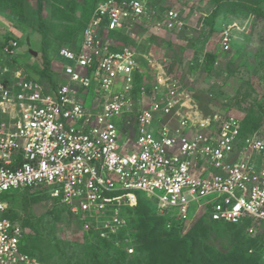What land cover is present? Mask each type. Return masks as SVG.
Listing matches in <instances>:
<instances>
[{
    "label": "built area",
    "instance_id": "2783aa9c",
    "mask_svg": "<svg viewBox=\"0 0 264 264\" xmlns=\"http://www.w3.org/2000/svg\"><path fill=\"white\" fill-rule=\"evenodd\" d=\"M149 25L186 23L147 0L100 2L76 47L58 51L62 82L17 69L16 40L0 47V264H48L24 252L23 226L5 216L4 196L24 190H43L105 240L127 225L138 192L183 220L264 226V135L244 134L238 115L206 113L166 59L138 53L130 34Z\"/></svg>",
    "mask_w": 264,
    "mask_h": 264
},
{
    "label": "rangeland",
    "instance_id": "374dc122",
    "mask_svg": "<svg viewBox=\"0 0 264 264\" xmlns=\"http://www.w3.org/2000/svg\"><path fill=\"white\" fill-rule=\"evenodd\" d=\"M42 1L44 36L36 1L0 0V47L8 37L16 40L15 67L41 82L44 78L39 69L44 67L46 52L54 80L62 82L67 63L58 56V50L76 47L85 21L102 0ZM147 1L161 13L179 11L186 25L175 32L151 25L136 28L130 34V44L142 55L152 52L166 59L169 75L190 86L194 101L206 113H232L249 122L262 120L259 129L264 135V10L256 16L227 5L225 0ZM226 30L231 34L228 53L221 46ZM209 54L215 56L213 67L209 66ZM140 63L146 71L145 59L140 58ZM152 83L153 76L148 74L144 86ZM244 125L247 134L253 132L248 122ZM137 196L156 224L150 237L172 240L147 239L138 211H128L127 225L110 240L102 239L87 232L68 208L41 189L20 191L17 200L8 199L7 203L15 221L32 225L25 228L38 246L35 253L49 264H184L185 244L175 239L188 235L196 241L195 264H264V226L217 225L204 215L183 220L160 213L145 194L138 192ZM99 239L118 248L122 260L116 262L120 255L115 253L108 258L93 254L90 250ZM131 248L133 254L128 252Z\"/></svg>",
    "mask_w": 264,
    "mask_h": 264
},
{
    "label": "trees",
    "instance_id": "16d2710c",
    "mask_svg": "<svg viewBox=\"0 0 264 264\" xmlns=\"http://www.w3.org/2000/svg\"><path fill=\"white\" fill-rule=\"evenodd\" d=\"M37 2V9H38V15H39V20H40V33L42 34V36L45 35V30H44V20H43V1L42 0H34ZM104 1V0H102ZM225 3L227 5L233 4L237 7H240L241 9H245L246 11H248L249 13H252L256 16H259L261 14H263V10H264V0H225ZM96 8V7H95ZM95 10V9H94ZM93 10V12H94ZM93 12L91 13V15L88 17V19L85 21L84 25H83V30L86 26V24L89 22ZM82 30V32H83ZM12 38L8 37L6 39L5 43H8L9 41H11ZM3 45V44H2ZM1 45V46H2ZM59 51V50H58ZM264 55V52H263ZM44 58V67L42 69H39V74L41 75L42 78H44L45 82H53L54 81V77H53V71H52V65L50 60L47 58L46 56V52H44L43 55ZM208 60L209 61V66L213 67V64L215 63V56L214 55H208ZM11 67H13L12 64H10ZM41 82V80H38ZM245 122H248L249 125H251V132L259 129L262 125V120H255L254 122H249L246 121V119L243 120V125L245 124ZM252 123V124H251ZM245 125L243 126V131L244 134H247L245 132ZM19 194V192H15L12 194H8L6 196H4L5 200L7 201L8 199L12 200L15 199L16 196ZM17 200V199H15ZM142 201L139 202L138 206L134 209L131 210L132 212H136L138 211V213L140 214V219L142 220L144 226H145V230H146V238L152 241H157V240H163V241H169L172 240L171 238H158V239H154L151 238V233L154 231L156 224L155 222L150 219L146 213L144 212L143 208H142ZM7 218L14 220L13 216L9 213V211H7L6 215ZM211 222V221H210ZM213 224H217V225H225V224H221V223H215V222H211ZM23 226V225H22ZM28 226H32V225H27L23 226L24 230H25V237H24V245H23V250L24 252L38 258L39 260L46 262L45 258L41 257V256H37L35 253V250L38 248V246L35 244V241L33 240V236L27 234L26 232V228ZM226 226H230V227H238L236 225H226ZM244 226V225H241ZM181 243L185 244V260H184V264H195V252H196V241L195 238L191 235H188L184 238L181 239H175ZM93 250V254H97L99 256V258H108V256L110 255V253H115L116 255H120V257L118 259H116V262L122 260L121 257H123L122 252H120V250L118 248H116L115 246H113L112 244L108 243L105 240H101L99 239L97 246L92 248ZM48 263V262H46ZM49 264V263H48Z\"/></svg>",
    "mask_w": 264,
    "mask_h": 264
},
{
    "label": "water",
    "instance_id": "95a60500",
    "mask_svg": "<svg viewBox=\"0 0 264 264\" xmlns=\"http://www.w3.org/2000/svg\"><path fill=\"white\" fill-rule=\"evenodd\" d=\"M27 43H28V46H30V40L27 39ZM30 53L31 55H33L34 57H37V53L33 52L32 50H30Z\"/></svg>",
    "mask_w": 264,
    "mask_h": 264
}]
</instances>
